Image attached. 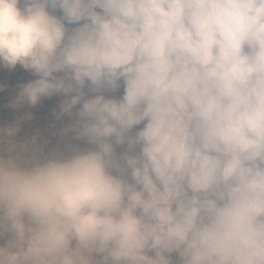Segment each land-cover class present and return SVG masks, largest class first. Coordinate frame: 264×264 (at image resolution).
<instances>
[{
    "label": "clouds",
    "instance_id": "1",
    "mask_svg": "<svg viewBox=\"0 0 264 264\" xmlns=\"http://www.w3.org/2000/svg\"><path fill=\"white\" fill-rule=\"evenodd\" d=\"M17 65L92 147L0 126V264H264V0H0Z\"/></svg>",
    "mask_w": 264,
    "mask_h": 264
},
{
    "label": "rangeland",
    "instance_id": "2",
    "mask_svg": "<svg viewBox=\"0 0 264 264\" xmlns=\"http://www.w3.org/2000/svg\"><path fill=\"white\" fill-rule=\"evenodd\" d=\"M0 79L4 80L5 88L3 91L4 103L9 104L12 100H15L14 92H19L20 87L36 79L35 75L28 70L23 69L17 65L15 69H8L6 67H0ZM123 84L121 82L120 88L115 92L106 93L107 96L113 98H120L123 95ZM87 91V90H86ZM91 95V93H89ZM11 99V101H9ZM64 97L62 94H56L52 97L42 98L41 101L35 105L28 107L31 114L30 119H24V113L21 117L18 114L17 121L25 123V127L18 124L19 130L22 132L16 138L21 141H31L35 144L42 153L48 154L53 152H68L73 148H87L92 147L88 145L84 140L76 139L73 132L64 133L63 130L69 127L75 120L74 116L64 115L57 119L55 113L60 110V104ZM77 108L79 105L76 106ZM1 108V107H0ZM6 106H4V109ZM74 112L76 109L73 110ZM1 112H4L3 110ZM1 115H6L5 113ZM34 121H37L36 123ZM10 123V121H9ZM8 125V123H6ZM12 124H16V119H13ZM142 127V125L138 126ZM26 134V135H24ZM35 134L32 140L31 136ZM30 138V139H29ZM51 141V142H50Z\"/></svg>",
    "mask_w": 264,
    "mask_h": 264
},
{
    "label": "built area",
    "instance_id": "3",
    "mask_svg": "<svg viewBox=\"0 0 264 264\" xmlns=\"http://www.w3.org/2000/svg\"><path fill=\"white\" fill-rule=\"evenodd\" d=\"M0 83L4 84V80L3 79H0ZM3 94H4L3 91L0 92V107H1L0 108V126L7 127V126L11 125V122H12L13 119H16V124L17 123L18 124H21L20 126H22V127L24 126L25 127L24 129H26L25 123H23L21 121H17V118H18V114L20 112L27 110L25 112L20 113V115H19L20 117L24 113L29 112V110H30V109H28L29 105L25 104L22 107H20V106L12 107L11 105H12V103H13L14 100L11 101V99H10L9 101H11V102H9V104H6L8 101H6L4 103V96H3ZM13 94H15V96H17L18 92H14ZM4 106H6L5 109H4ZM2 110L4 112H1ZM3 113H5L6 115H1ZM9 121H10V123H9ZM34 122L36 123L37 121H34ZM6 123H8V125ZM21 132L22 131L19 130L18 133H17V136H19ZM24 135H26V134H24ZM34 136H35V134H32L31 139L30 138L29 139L32 140L34 138ZM28 142L31 143V141H29V140H28Z\"/></svg>",
    "mask_w": 264,
    "mask_h": 264
}]
</instances>
